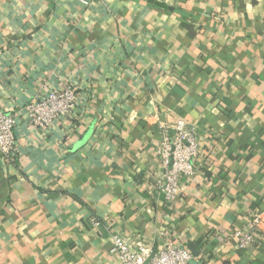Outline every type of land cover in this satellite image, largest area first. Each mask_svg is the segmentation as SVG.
Masks as SVG:
<instances>
[{
  "label": "crops",
  "instance_id": "obj_1",
  "mask_svg": "<svg viewBox=\"0 0 264 264\" xmlns=\"http://www.w3.org/2000/svg\"><path fill=\"white\" fill-rule=\"evenodd\" d=\"M61 85L74 115L30 127L25 102ZM0 107V264H115L112 235L155 252L170 224L189 264H264V240L230 238L264 212V0H0ZM178 118L199 152L166 204L155 146Z\"/></svg>",
  "mask_w": 264,
  "mask_h": 264
},
{
  "label": "built area",
  "instance_id": "obj_2",
  "mask_svg": "<svg viewBox=\"0 0 264 264\" xmlns=\"http://www.w3.org/2000/svg\"><path fill=\"white\" fill-rule=\"evenodd\" d=\"M80 95L75 86L61 85L48 89L45 93L32 96L24 104L25 118L30 127L46 131L55 123L73 116ZM16 112L0 107V154L11 159L17 150L14 135ZM162 137L155 146V153L162 168L161 177L154 181L164 202L172 204L180 192V177L190 178L195 172L196 157L199 152L197 133L183 118H178L168 126H161ZM97 227L96 218L89 220ZM163 242L154 252L145 239L128 240L114 234L110 238L109 253L115 264H189L193 258L191 251L174 236V225L161 231ZM235 250L246 251L251 245L264 240V212H253L248 223L234 229L230 234Z\"/></svg>",
  "mask_w": 264,
  "mask_h": 264
},
{
  "label": "water",
  "instance_id": "obj_3",
  "mask_svg": "<svg viewBox=\"0 0 264 264\" xmlns=\"http://www.w3.org/2000/svg\"><path fill=\"white\" fill-rule=\"evenodd\" d=\"M190 250L194 252V254H196V250L194 249V247H192Z\"/></svg>",
  "mask_w": 264,
  "mask_h": 264
}]
</instances>
